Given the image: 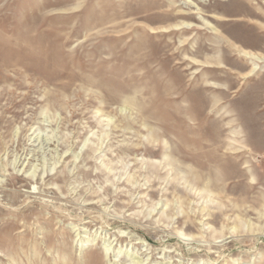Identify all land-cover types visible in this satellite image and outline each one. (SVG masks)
Here are the masks:
<instances>
[{
    "label": "rangeland",
    "instance_id": "rangeland-1",
    "mask_svg": "<svg viewBox=\"0 0 264 264\" xmlns=\"http://www.w3.org/2000/svg\"><path fill=\"white\" fill-rule=\"evenodd\" d=\"M0 264H264V0H0Z\"/></svg>",
    "mask_w": 264,
    "mask_h": 264
},
{
    "label": "bare ground",
    "instance_id": "bare-ground-1",
    "mask_svg": "<svg viewBox=\"0 0 264 264\" xmlns=\"http://www.w3.org/2000/svg\"><path fill=\"white\" fill-rule=\"evenodd\" d=\"M142 263V262H141Z\"/></svg>",
    "mask_w": 264,
    "mask_h": 264
}]
</instances>
